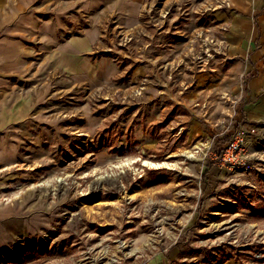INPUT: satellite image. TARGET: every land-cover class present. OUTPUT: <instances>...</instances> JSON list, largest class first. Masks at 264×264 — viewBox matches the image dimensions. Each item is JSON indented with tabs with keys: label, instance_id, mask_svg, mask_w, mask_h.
Here are the masks:
<instances>
[{
	"label": "rangeland",
	"instance_id": "rangeland-1",
	"mask_svg": "<svg viewBox=\"0 0 264 264\" xmlns=\"http://www.w3.org/2000/svg\"><path fill=\"white\" fill-rule=\"evenodd\" d=\"M136 1L86 14L116 20ZM198 1L139 0L138 39L101 20L98 60L77 71L60 30L0 27L18 43L16 68L0 70V135L15 141H0V205L15 204L0 217V264H264V116L199 88V73L231 63L228 27ZM238 123L258 130L224 153Z\"/></svg>",
	"mask_w": 264,
	"mask_h": 264
},
{
	"label": "crops",
	"instance_id": "crops-1",
	"mask_svg": "<svg viewBox=\"0 0 264 264\" xmlns=\"http://www.w3.org/2000/svg\"><path fill=\"white\" fill-rule=\"evenodd\" d=\"M174 2H180V0H166L169 4ZM225 2V7L224 0H200L196 5L201 16L206 13L213 17V21L216 20L214 27L218 29H222L223 26L228 27L223 36L225 47H227L226 56L231 63L227 68H209L206 72L199 73V82H202L199 88H203L206 94L207 92L209 94L212 88L219 91L221 96L227 90L237 93L238 96L241 94L243 102L237 108V115L240 117V111L243 110L245 117L256 121L264 116V95H260L264 92V0H226ZM99 3L100 0H0V27L6 29L23 27L29 30L35 23V28H45L56 41L60 30V34L63 35L60 40L63 41L61 44L62 58L66 60L69 69L77 71L79 60L82 59L84 63L91 64L98 60L97 53L103 49L105 39H101L102 28L99 27L98 22L111 18L112 24L121 28V32L131 33L129 36L124 35L128 36V39L133 36L138 39V29L143 27V23L139 20L141 16L139 0L135 3L122 2L125 6L120 5L125 10L118 7L124 10V14L116 20L114 17L117 15L114 16V12L108 8L105 10V18L101 15L93 17L86 14L99 6ZM1 14H4L3 18ZM39 16L42 17L40 21ZM87 17H92V22L84 26L81 20H86ZM73 29L76 31L73 32ZM207 31L208 26L205 27L203 24L198 25L194 32L189 31L190 43L194 35ZM23 38L26 40V35ZM107 40L112 41L111 38L106 37ZM15 41V38L11 36H7L3 41L0 39V70L7 67V62H10V67L16 68L15 46L18 43L16 44ZM217 43L219 45L218 39ZM109 48L112 50L111 47ZM95 53L97 55H94ZM126 57L129 56L126 55ZM112 71L109 70V77L112 76ZM243 76L244 78L249 76L246 84L242 83ZM187 86L191 88L192 82H189ZM5 140L7 149L12 150V146H15L14 137L10 140V134L0 135V141L4 143ZM4 192L5 190L0 188V196ZM7 204L0 205V217L9 216L12 213L10 210L15 207V204L11 203L10 206L4 207Z\"/></svg>",
	"mask_w": 264,
	"mask_h": 264
},
{
	"label": "built area",
	"instance_id": "built-area-1",
	"mask_svg": "<svg viewBox=\"0 0 264 264\" xmlns=\"http://www.w3.org/2000/svg\"><path fill=\"white\" fill-rule=\"evenodd\" d=\"M213 39H216L215 37ZM233 131L232 138L229 142L226 143L224 153L230 151L233 153L236 150L241 149V145L243 144L245 134H254L258 128L255 125L249 123H238Z\"/></svg>",
	"mask_w": 264,
	"mask_h": 264
},
{
	"label": "trees",
	"instance_id": "trees-1",
	"mask_svg": "<svg viewBox=\"0 0 264 264\" xmlns=\"http://www.w3.org/2000/svg\"><path fill=\"white\" fill-rule=\"evenodd\" d=\"M217 155H219V156H220V155H221V151H219Z\"/></svg>",
	"mask_w": 264,
	"mask_h": 264
}]
</instances>
